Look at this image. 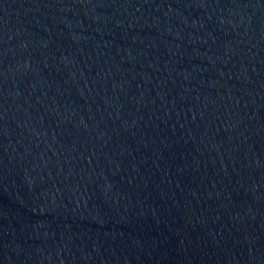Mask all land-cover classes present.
<instances>
[{"label": "water", "instance_id": "95a60500", "mask_svg": "<svg viewBox=\"0 0 264 264\" xmlns=\"http://www.w3.org/2000/svg\"><path fill=\"white\" fill-rule=\"evenodd\" d=\"M0 264H264V0H0Z\"/></svg>", "mask_w": 264, "mask_h": 264}]
</instances>
